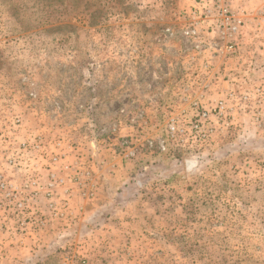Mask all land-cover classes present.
Masks as SVG:
<instances>
[{
	"label": "rangeland",
	"instance_id": "rangeland-1",
	"mask_svg": "<svg viewBox=\"0 0 264 264\" xmlns=\"http://www.w3.org/2000/svg\"><path fill=\"white\" fill-rule=\"evenodd\" d=\"M222 1L242 11L247 25L229 65L255 58L256 68L236 78L234 99L226 102L235 106L247 92L248 107L210 113L208 129L197 134L186 127L195 113L177 111V89L197 79L199 62L181 37L164 34L165 26L184 22L195 0H0V110L26 115L22 77L28 76L45 105L61 101L56 119L83 149L95 132L102 137L101 128L114 132L113 143L122 135L138 143L131 159L100 147L97 209L106 207L100 219L88 218L79 228L49 224L37 248L64 258V248H76L79 258L80 241L89 236L92 247L105 252L111 248L105 230H114L118 217L136 214L159 224L157 233L141 231L150 239L132 241L137 254L125 257L131 264H264V0ZM228 81L209 99L225 98ZM132 106L143 112L130 113L137 116L131 126L118 109ZM26 116L32 130L35 122ZM170 117H178L184 133H169ZM158 137L165 139L164 151L144 146L145 138ZM0 236L1 264L5 247L15 243ZM85 258L87 264H116L99 253Z\"/></svg>",
	"mask_w": 264,
	"mask_h": 264
},
{
	"label": "built area",
	"instance_id": "built-area-1",
	"mask_svg": "<svg viewBox=\"0 0 264 264\" xmlns=\"http://www.w3.org/2000/svg\"><path fill=\"white\" fill-rule=\"evenodd\" d=\"M183 20L176 28L165 26L164 34L168 39L181 37L184 47L194 49L191 58L199 62L197 79L188 80L177 89L181 102L177 111L195 113L196 118L186 127L198 134L207 128L204 121L210 113L225 116L227 109L248 107L247 92L235 106L226 102L233 100L236 94L233 82L237 77H249L251 69L256 68V59L243 60L242 65L239 62L229 65V59L242 47L241 37L247 34V25L243 12L232 9L222 0H195ZM258 67L262 69L259 64ZM153 76L159 78L155 73ZM225 78L229 80L226 97L209 99L210 95L218 94ZM22 81L27 86L23 93L26 100L23 110L30 121L35 122V128L29 129L25 114H12L11 109L2 107L0 233L10 236L17 247L36 248L49 224L66 225L62 229H67L88 219L86 216L100 191L101 173L96 168L102 162L98 157L100 147L108 145L114 153L131 159L137 154L138 143L129 135L118 136L113 143L114 132L101 128L102 137L95 132L87 138L88 146L83 149L80 139L67 133L70 129L62 130L63 124L56 119L55 114L64 109L61 101L54 98L45 105L35 81L28 76H23ZM161 93L164 94L163 90ZM166 106L171 107L170 103ZM134 109L140 112L137 116H142L141 107L118 109L131 126L137 119L130 114ZM186 127L178 117L168 119L167 128L172 136L184 133ZM61 131L63 133L58 134ZM144 146L159 151L166 149L165 139L161 137L145 138ZM77 252L76 248H64L65 258L61 264H87V259L78 258Z\"/></svg>",
	"mask_w": 264,
	"mask_h": 264
},
{
	"label": "crops",
	"instance_id": "crops-1",
	"mask_svg": "<svg viewBox=\"0 0 264 264\" xmlns=\"http://www.w3.org/2000/svg\"><path fill=\"white\" fill-rule=\"evenodd\" d=\"M98 200L93 206L90 216L88 217L89 223L90 221H93V219L94 220L100 219L101 212H102L100 210L106 208V207H102V204H101V207L97 209L98 205L100 204V201ZM98 214L100 216H98ZM157 221L158 220H155L153 218H146V217L136 215V214L135 216H129V215L124 216V217L120 216L113 223L115 225L114 230L109 227L111 229L110 233L107 232V229H106L105 236L103 234V238L105 239V243L107 244L106 246L111 247V248L106 249L105 252L97 251L95 245H94L95 247H92L93 242L88 240L89 236L87 234L86 235L88 236L87 240L80 241L82 242L81 247L84 251L83 255L84 257L85 256L89 257V256L99 253L104 257L105 261H107L106 260L107 257H113V261L116 264H131L133 263V260L130 262L127 260L128 258H125V257L131 256L132 254L133 255L137 254L136 250H137L138 244L132 241H137L138 239H142L144 237L147 239H150V236L147 233L143 234L141 231L148 230L149 232L153 231L157 233L158 231L156 230V227H154L155 224H159V222ZM80 225H83V224L77 223L76 228H79ZM77 234L80 237V231H78ZM53 236L54 235L50 236L51 238L50 240L55 239V237ZM103 238L101 239L100 244H103L105 246ZM128 240L130 241V243H128ZM46 249L47 248L41 249L37 247L36 248L17 247L16 245H14V247L7 246L5 247L3 256L1 257V264H61L62 263L64 255H62L61 253H60L61 255H59L58 253H55V251L54 252H52L51 250L47 251ZM59 251L60 250H58V252Z\"/></svg>",
	"mask_w": 264,
	"mask_h": 264
}]
</instances>
